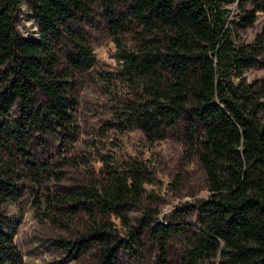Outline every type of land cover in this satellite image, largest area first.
Wrapping results in <instances>:
<instances>
[{"label": "trees", "instance_id": "1", "mask_svg": "<svg viewBox=\"0 0 264 264\" xmlns=\"http://www.w3.org/2000/svg\"><path fill=\"white\" fill-rule=\"evenodd\" d=\"M90 1L0 0V264H26L15 240L20 221L6 206L22 197L24 177L38 188L53 172L49 165H38L34 144L49 136L65 154L74 155L80 128L72 70H88L96 63L90 41L75 25ZM97 1L113 33L122 28L116 17L120 2L143 26L136 33L137 48L119 55L130 76L142 81V93L128 103L126 125H136L154 139L167 126L186 122L205 172L209 192L194 202L200 228L188 236L184 264L216 259L220 264H264L263 88L242 76L262 62L264 43L258 39L238 45L227 7L247 0ZM25 2L38 23L37 37H26L17 27ZM254 3L256 8L241 17L243 25L264 11V0ZM61 40L70 46L65 67L56 47ZM145 172L142 161H127L72 194L95 224L78 242L108 245L98 264L115 263L109 225H99L95 212L139 203ZM142 229L158 242L165 262L169 240L182 227L143 216L123 238L126 246L140 243Z\"/></svg>", "mask_w": 264, "mask_h": 264}, {"label": "rangeland", "instance_id": "2", "mask_svg": "<svg viewBox=\"0 0 264 264\" xmlns=\"http://www.w3.org/2000/svg\"><path fill=\"white\" fill-rule=\"evenodd\" d=\"M228 19L238 45L264 43V11L256 12L255 21L243 25L241 17L256 8L254 0L228 4ZM117 21L122 28L113 33L97 0H91L87 11L75 27L84 32L96 58L88 70H72L76 81L78 104L75 119L80 131L74 155L65 154L54 139L44 136L32 147L38 165H49L47 174L37 188L28 177L23 178V195L6 207L18 219L15 240L24 254L26 264H98L103 261L108 245L78 242L95 226L89 215L78 208L72 194L108 177L112 168L121 169L127 161L140 160L145 165L142 199L120 211L107 214L95 212L99 225H109L108 241L115 264H184L190 249L188 236L200 228L195 200L208 195L203 166L191 144L187 123L167 126L162 137L150 138L136 125H126L128 103L142 93L141 82L126 71L119 55L123 49L137 48V32L143 30L128 12L124 3L117 5ZM17 27L26 37L38 36V23L29 3L17 13ZM62 66L70 46L66 40L56 44ZM262 61L244 71L247 82L257 83L263 92L259 113L264 122V48ZM198 136H200V131ZM125 213L128 218H123ZM151 215L166 223L180 225L167 246L165 262L161 248L146 230L139 234L140 243L126 246L123 241L129 229L138 226L143 216ZM130 221L128 226L125 224ZM103 227V226H102ZM115 230H113V228ZM207 264H220L218 259Z\"/></svg>", "mask_w": 264, "mask_h": 264}]
</instances>
